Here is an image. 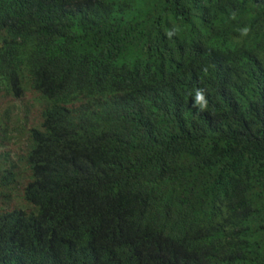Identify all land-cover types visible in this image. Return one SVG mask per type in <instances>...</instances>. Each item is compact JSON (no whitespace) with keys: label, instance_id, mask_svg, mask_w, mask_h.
Masks as SVG:
<instances>
[{"label":"trees","instance_id":"16d2710c","mask_svg":"<svg viewBox=\"0 0 264 264\" xmlns=\"http://www.w3.org/2000/svg\"><path fill=\"white\" fill-rule=\"evenodd\" d=\"M9 4L0 264H264V0Z\"/></svg>","mask_w":264,"mask_h":264},{"label":"clouds","instance_id":"9594fccd","mask_svg":"<svg viewBox=\"0 0 264 264\" xmlns=\"http://www.w3.org/2000/svg\"><path fill=\"white\" fill-rule=\"evenodd\" d=\"M19 9H20L19 6H14V5L9 4V9L3 10V12L0 16V20L2 22H4V15L6 12L13 14L17 18V20H19L20 18L17 15ZM47 63L48 62L45 58H42V57L37 58L35 60V68L39 72L45 71ZM196 97H197V103L200 105V107L201 108L206 107L207 102L204 99V96L202 95V93L198 91L196 93ZM16 99H20V98H16ZM13 100L14 99H12V101ZM20 101H21V99H20ZM23 120H25L24 117H23ZM24 124H25V121H24ZM26 128L27 127L25 125V128H24L23 132H21V133H24ZM0 142H1V140H0ZM1 149H2V146L0 145V150ZM0 173L3 175H7V166L5 164L3 156H1V155H0ZM62 181L67 183L68 185H70L71 187L76 189L77 191L83 192L87 196V198L91 199L95 203V208L93 210L94 213H96L97 211L100 210V208L97 204V202L101 201L100 195L98 193V189H99L100 185H95V182L93 181V179L84 170L71 165L70 169L65 173ZM97 241L102 242L103 241L102 237L99 236L97 238ZM149 264H166V263H163L160 260H158L157 258H155Z\"/></svg>","mask_w":264,"mask_h":264},{"label":"rangeland","instance_id":"374dc122","mask_svg":"<svg viewBox=\"0 0 264 264\" xmlns=\"http://www.w3.org/2000/svg\"><path fill=\"white\" fill-rule=\"evenodd\" d=\"M13 103L15 104L17 111H19V109L23 106V104L20 101V99H14ZM10 114L14 115V114H16V111H12V112H10ZM20 117L22 118V127H21V131H20V133H21V132H23V130L25 128V124H24V120H23L22 115H20ZM8 205H10V206H15V205L24 206L25 203H24V200H22L21 196H17L16 198H14L10 202H8Z\"/></svg>","mask_w":264,"mask_h":264}]
</instances>
